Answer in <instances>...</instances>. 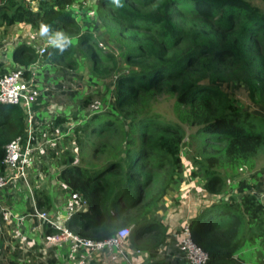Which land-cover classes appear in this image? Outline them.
Listing matches in <instances>:
<instances>
[{
	"label": "trees",
	"instance_id": "obj_1",
	"mask_svg": "<svg viewBox=\"0 0 264 264\" xmlns=\"http://www.w3.org/2000/svg\"><path fill=\"white\" fill-rule=\"evenodd\" d=\"M75 1L81 0H37L38 7L33 8L31 0H0V27L25 22L40 29L44 23L54 31L76 38L63 55L48 43L40 54L32 44L19 42L11 51L10 60L29 64L35 59L39 61L40 57L53 56L72 66L77 46L87 44L86 49L79 50L87 57L89 66L96 68L97 53L88 45L91 33L83 30L74 35L71 32L79 27L71 9ZM182 1L121 0L122 7H116L112 0L100 1L102 8L109 7L112 15L127 28L144 30V37L137 38L124 54L128 60L143 59V69L118 73L115 110L92 117L103 129L119 126V146L107 161L96 167L80 166L71 163L74 155L69 150L68 159L59 161L65 165L58 178L65 182L70 193L80 195L81 200L76 197V203L85 201L87 206L77 208L66 219L67 226L77 227L75 231L81 235L104 239L121 226L133 225L134 241L149 234L151 246L156 247L165 239V224L155 216L141 213L147 204L143 188L154 179L158 181L156 171L165 169L166 176L154 201L157 209L182 168L180 148L185 136L182 122L197 125V133L206 138L225 140L222 164L233 169L251 167L257 149L264 145V117L236 106L215 83V78L243 81L251 99L264 100V45L260 53L252 50L253 39L264 40V12L248 0H186L191 5L184 7ZM186 18L212 22V32L203 23L186 25ZM135 36L132 33L129 38L135 39ZM258 54L261 64L256 61ZM105 55L109 59V54ZM162 79L172 82L168 91L175 97L173 110L180 121H163L155 113H143L150 96L163 84ZM25 114L21 104L0 101V171L6 144L26 126ZM62 119L57 118L60 122ZM144 125H151L152 129L147 131ZM140 126L143 129L138 131ZM206 160L205 177L201 179L197 175L196 180L202 182L205 191L216 195L220 192L214 185L221 177L212 166L218 158L209 155ZM191 178L184 175L186 182ZM36 191L33 193L35 205L51 209L54 205L51 193ZM231 195L224 198L222 194L189 219L194 241L208 254L205 264H239L233 255L247 240L254 239L264 252V200L253 189L243 188L239 196ZM248 225L251 226L248 235L243 233L246 236L240 237L238 232ZM63 250V247L58 249L59 260ZM15 259L13 262H17ZM146 264L168 263L155 260Z\"/></svg>",
	"mask_w": 264,
	"mask_h": 264
},
{
	"label": "rangeland",
	"instance_id": "obj_2",
	"mask_svg": "<svg viewBox=\"0 0 264 264\" xmlns=\"http://www.w3.org/2000/svg\"><path fill=\"white\" fill-rule=\"evenodd\" d=\"M100 1H75L71 6L79 23V27H74L71 32L74 35L83 30L91 33L88 45L95 49L97 53L96 68L89 66L87 57L79 50L81 46H77L78 49L72 55L75 60V64L72 66L63 64L62 58H54L53 56H48L49 58L40 57L39 61L37 59L33 61L37 63L36 66L39 70L38 81L42 85H47L46 95L41 94L32 103L33 113L36 111V114L32 115L30 120L28 113L25 112L26 126L20 135L23 134L26 137L28 135L27 131L33 130L34 137L29 140L28 144L33 145L34 148L31 151L29 162L25 166L24 177L18 178L10 184V190L8 187L0 190V263L2 264H31L42 249L47 252L48 248L53 245L55 248L57 246V248L61 247L60 245L67 248L68 243L64 237L58 236L53 241L44 238L48 233H59L60 227L61 230L67 228L74 232L77 229V227H74V229L69 228L66 224V219L69 216L67 206L73 202L76 203L77 200L75 201V197L66 188L65 182L58 178L60 169L65 165L59 161L68 159L69 150L74 155V160L71 163L88 168L101 166L110 157L111 152L119 146L118 141L121 140L119 126L115 128L116 130L103 129L104 126L92 117L96 113H107L115 110L114 88L118 73L129 69L134 71L143 69V59L142 61L139 59L128 60L125 59L124 54L129 45L136 43L137 38L144 37V30L141 28H127L123 22L112 15L109 7L102 8ZM248 1L257 10L264 12V2L262 0ZM187 5H191L190 2L183 0L181 6ZM31 6L37 8V0H31ZM194 22L203 23V26L212 32V22L210 21L186 18L184 23L190 25ZM132 33L136 34L135 39L129 38ZM255 39L252 40V50L260 53L263 49L264 40L262 38ZM72 41L75 43L76 38L72 37ZM19 42L32 44L36 48V52H39L48 43L40 37L39 29L28 23L15 22L3 25L0 27V45L4 47L5 51L2 61H6L7 57L8 60L11 58V51ZM86 47L87 44L80 49H86ZM105 53L109 54V59H107ZM256 61L261 64V55L258 54ZM14 62L13 64H15ZM161 81H163V84L150 96L149 103L144 108L143 113H155L163 121H180L173 110L175 97L168 91V87L172 82L163 79ZM215 83L236 106L264 117V100L255 101L251 99L245 82L230 78H215ZM37 101H40V106L35 105ZM58 116L63 117L61 122L57 120ZM115 125L117 126V124ZM182 125L185 129V136L180 148V154L182 155L181 169H185H180L174 176V181L170 184L164 199L160 200V205L156 209V204L154 205L156 194L160 183L166 176L164 168L157 170L158 181L154 179L151 184L143 188L146 195L144 201L146 200L147 204L144 208L145 211L141 213H147V215L159 219L162 210L166 207L164 201L169 199L168 196L171 198V205L180 203V200H177L178 198L171 193L178 192L177 188L181 186L179 199L189 201L193 197L200 200L204 198L206 200L200 203L205 205L210 204L213 200L220 199L222 194L224 198L232 196L231 194L237 196L240 193L237 189L244 183L250 184L248 189L253 190L258 182L259 184L263 183L262 190H264V145L257 149L252 158L253 164L251 167L245 165L233 169L222 164L224 161L225 140L217 141L198 134L196 131L197 125H188L183 122ZM144 126H147V131L152 129L151 125ZM75 128L76 138L74 139L73 129ZM142 129L143 127L140 126L138 131ZM121 143L124 144L123 140ZM209 155H216L218 158L212 166V169L218 171L221 177L220 182L214 185L216 190L220 192L216 195L207 191L202 194L200 189H203V184L196 180L197 175L204 179V166ZM166 166L168 164L164 167ZM259 174L263 177L262 179ZM184 175H190L192 178L184 183ZM177 181H181V183L177 185V188H174ZM246 188L244 186V189ZM35 189L37 191L42 189L51 193L54 201L51 209L35 206L32 195ZM257 194L264 200V191L259 192V189H257ZM1 207L8 209L7 218L1 216ZM37 210L46 212L47 219L40 218ZM175 211L174 208L167 210L169 213ZM172 218L169 217L168 221ZM159 220L161 221V219ZM187 220L189 221V218ZM182 223L183 221L180 225ZM180 225L177 230L179 232L181 230ZM126 226L130 229L126 244L136 245L140 249L152 245V238L148 236L149 234H145L143 238L134 241L133 225ZM248 229L250 230L251 226L248 225L245 229H242L243 232L239 231L238 235L240 237L244 234L248 235ZM82 236L89 237L87 235ZM258 245L254 239L243 242L239 251L242 256L245 255L246 257L241 260L236 259V261L241 264H264V252ZM104 252L109 253L106 250ZM65 255L66 257L57 260V264H75L73 260L68 259V250ZM14 257L17 262H13Z\"/></svg>",
	"mask_w": 264,
	"mask_h": 264
},
{
	"label": "built area",
	"instance_id": "obj_3",
	"mask_svg": "<svg viewBox=\"0 0 264 264\" xmlns=\"http://www.w3.org/2000/svg\"><path fill=\"white\" fill-rule=\"evenodd\" d=\"M42 47L38 53L44 51ZM4 47L0 45V101L14 104H21L25 112L28 113L29 120L33 113L32 103L35 102L41 94L46 95V86L38 81L37 63L29 64H13V61H2ZM40 101L35 103L40 106ZM33 113V114H31ZM35 130V128H34ZM27 136L17 135L10 140L5 147V155L2 160V170L0 171V190L8 187L18 178L24 177L26 164L29 162L33 145L28 144L30 139L34 137V131H27ZM27 139V140H26ZM26 140V141H25ZM33 195V194H32ZM73 197H78L77 193L71 194ZM34 198V195H33ZM73 199V198H71ZM81 200L79 196L78 201ZM36 206V205H35ZM87 207L85 201L71 203L67 206L69 215L77 208ZM38 211V210H37ZM40 218L47 219L46 212L38 211ZM1 216L7 218L8 209L1 207ZM178 249L185 255L189 264H205L208 260L207 252L198 245L191 234L189 221L186 220L180 225ZM59 233H48L45 235L46 240H56V237H64L68 243V259L73 260L75 264H94L92 255L99 251L117 252L123 254V244L130 234V229L127 226H122L107 238L93 239L82 236L72 230L59 228ZM127 259L126 253L124 255ZM130 263V260H127Z\"/></svg>",
	"mask_w": 264,
	"mask_h": 264
},
{
	"label": "crops",
	"instance_id": "obj_4",
	"mask_svg": "<svg viewBox=\"0 0 264 264\" xmlns=\"http://www.w3.org/2000/svg\"><path fill=\"white\" fill-rule=\"evenodd\" d=\"M7 61H10V58L8 60V57H7ZM261 174H259V177L262 179L263 177H261ZM183 182L185 183L186 180H183ZM179 183H181V181L180 182L177 181L176 187L174 188H177V185ZM257 184L259 186L257 185L256 188L253 190L256 194H257V189H259V192L264 191L262 190L263 183L259 184L258 182ZM244 186H246L247 187L246 189L248 190V188L250 187V184L249 185L245 183L241 184V187L237 189L238 192L241 193L240 190H242ZM180 188H182V186L177 188L178 192L176 193L173 192L172 190L171 192L173 193L170 192L173 196H176L178 198L177 200H180L179 204L171 205V200H170L171 198L169 196H168L169 199H165L166 201H164L166 203V207H164L165 209L162 210V214L160 215L159 219H161V221H163V223L167 227V234L165 236V239L162 242H160L156 247L149 245L145 249H140L136 247V245L135 246L130 245V243L126 244V240H125L123 244V254H119L117 252H109V253L106 252L105 253L104 251L95 252L92 255V259L96 260V261L94 260V264L95 262L96 264H129L127 263V260H130V263L132 264H146L149 261H155V260L165 261L168 264H189L185 255L178 249L179 231L177 230L179 229L178 227L182 221L183 222L184 220L186 221L187 218L190 219L191 216L195 215L199 209L205 206V204H201L200 202L206 199L203 198L202 200H200V199H197V197H193L189 199V201H185V200L182 201L178 197V195L180 196V192H181ZM200 191L202 192V194L205 193L204 188L200 189ZM240 193H238L237 196H239ZM172 208H174V211L177 208L178 210H176L175 212H170V213L167 212V210H171ZM167 216L173 217V218L168 221L169 217ZM143 235H141L138 239L143 238ZM60 246L64 248V250L62 251V255H61L64 258L66 257L65 253L67 252V248L63 245H60ZM57 247L55 249L53 245L51 248H48L47 252H45L43 249L40 250V254L36 256V258L31 262V264H57V260L59 258L58 249L60 248V247L59 248ZM239 250H237V252H235L233 255L235 260L236 259L241 260L242 258L246 257L245 255L242 256ZM125 253H126L127 259H125L124 257ZM96 256H97V259L99 258L98 261L96 259ZM237 263L239 262L237 261Z\"/></svg>",
	"mask_w": 264,
	"mask_h": 264
},
{
	"label": "clouds",
	"instance_id": "obj_5",
	"mask_svg": "<svg viewBox=\"0 0 264 264\" xmlns=\"http://www.w3.org/2000/svg\"><path fill=\"white\" fill-rule=\"evenodd\" d=\"M112 3L116 7H122L121 0H112ZM39 35L41 38L45 39L51 47L55 48L60 55H63L73 42L72 38L65 32L60 30L54 31L49 24L42 23L40 25Z\"/></svg>",
	"mask_w": 264,
	"mask_h": 264
}]
</instances>
